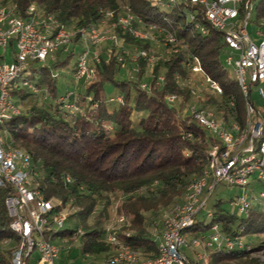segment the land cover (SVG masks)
Here are the masks:
<instances>
[{
    "label": "trees",
    "instance_id": "obj_1",
    "mask_svg": "<svg viewBox=\"0 0 264 264\" xmlns=\"http://www.w3.org/2000/svg\"><path fill=\"white\" fill-rule=\"evenodd\" d=\"M255 1L258 23L264 20V0ZM0 4L15 8L22 18H27L34 6L75 33L99 25L106 13H113L114 18L109 21L115 22L126 9L141 21L142 25L135 24L136 28L161 29L170 54L153 65L144 57L137 63L132 60L137 66L136 81L118 80L126 66V59L120 61V57L126 54L123 47L118 49L110 42L109 54L101 55L96 66L97 79L90 84L83 82L67 101L71 103L77 98L81 112H72L60 101L70 91L58 94L57 77H53L49 67L34 68L33 71L45 73L33 81L39 89H45L43 97L50 99L41 101L39 94L24 89L12 91L21 108L31 97L39 104L13 117L2 131L8 146L31 156L38 174L35 187L47 201L55 204L54 214L71 212L66 223H73L75 229L60 231L52 241L72 238L82 229V257H95L99 262L93 264H102L113 251L105 241V230L115 206L117 216L125 217L128 225L127 233L120 232L123 241L141 256L157 258L158 241L149 231L148 218L185 196L190 183L207 170L208 153L217 142L195 121L190 105L197 103L200 109L213 110L226 123L232 117L241 124L245 120L242 94L225 64L229 50L224 35L204 19L196 6L185 0L177 3L163 0L158 5L152 0H0ZM116 34L124 45L150 51L147 41L136 39L121 28L116 29ZM169 35L175 37L174 44H167ZM65 55V59L53 61L54 68L68 67L72 50ZM196 60L203 74L193 71ZM77 71V67L72 71L74 78ZM34 78L31 74L30 79ZM207 78L221 87L222 96L210 88ZM196 80L206 83L210 91L198 92ZM109 84L120 94L106 96ZM119 96L123 97V103L110 101ZM171 97H175L174 102L169 100ZM231 99L235 101V109L229 105ZM11 195H15L12 186L0 189L2 263L11 253L3 244L10 240L19 242L10 228L13 218L6 206V199ZM222 205V200L218 201L210 223L199 219L190 235L207 234L213 224L220 225L222 233L229 236H238L241 229L245 234H264V205H253L240 217ZM250 255L247 250H210L208 264H261ZM188 263L201 264L193 256H188Z\"/></svg>",
    "mask_w": 264,
    "mask_h": 264
},
{
    "label": "built area",
    "instance_id": "obj_2",
    "mask_svg": "<svg viewBox=\"0 0 264 264\" xmlns=\"http://www.w3.org/2000/svg\"><path fill=\"white\" fill-rule=\"evenodd\" d=\"M169 1L177 3L183 0ZM185 1L196 6L204 19L224 35L229 50L225 64L235 68L234 76L244 100L245 120L241 124L232 117L226 123L213 110L200 109L197 103L190 105L189 110L195 121L217 141L208 153L207 170L190 183L183 203L165 216L157 258L141 256L123 241L117 226L109 225L105 230V241L113 251L102 264H189L187 251L192 253L197 262L208 264L210 250H241L244 247L242 232L238 236L225 235L218 224L211 226L210 233L199 237L190 235V230L198 223L209 196L218 185L249 188L243 199L238 203L234 201L233 206L238 207L242 214L254 205L251 197L257 198L258 204H264V20L255 22L259 29L254 40L250 36L249 27L256 11L255 0ZM112 18L113 13H106L99 25L75 33L54 16H45L34 6L30 8L29 16L22 18L16 14L15 8L0 4V189L10 185L15 190V195L7 197L6 206L13 218L10 228L19 238L15 247L7 249L11 253L6 255V262L0 264H56L60 248L53 243L52 237L67 222L66 214H54L55 204L47 201L35 187L38 174L31 156L23 150L8 146L2 135L6 123L23 113L11 92L24 89L40 94L42 90L31 81L29 72L40 64V68L46 67L44 64L49 60L55 61L56 53L68 52L74 42L76 43V37L77 42L84 46V51L78 61L75 80L86 84L97 79L96 66L101 60L96 48L108 41L116 47L119 46L117 28L129 32L141 41L151 39L148 34L136 28L135 24L142 23L132 15L130 9H126L117 21L110 23ZM107 24L110 29L101 31V26ZM199 29L203 34L206 33L205 29ZM175 42L173 35L167 37V44ZM140 57L148 58L151 65L157 61L146 50H141L133 58V62L137 63ZM122 60L120 57V61ZM195 62L193 71L203 74L199 61ZM52 75L57 77L56 74ZM206 82L213 91L222 96L223 91L216 82L210 78ZM143 87L145 88L144 85ZM74 93L75 91L68 93L60 101L72 112H81L76 103L77 98L74 102H67ZM193 94H196V90ZM255 98H258V103ZM169 100L174 102L175 97ZM110 101L123 103V97L112 98ZM229 105L236 108L234 99L230 100ZM67 181L70 182V179ZM257 187L261 188L258 193ZM211 216L209 213L208 217ZM125 222L126 218L121 216L117 224L122 225ZM47 235H50V239H47ZM83 235L84 231L79 229L73 237L79 238ZM34 236L41 241L37 243ZM12 242L10 240L5 244ZM35 251L39 254L37 260L32 258ZM1 257L0 251V261Z\"/></svg>",
    "mask_w": 264,
    "mask_h": 264
},
{
    "label": "rangeland",
    "instance_id": "obj_3",
    "mask_svg": "<svg viewBox=\"0 0 264 264\" xmlns=\"http://www.w3.org/2000/svg\"><path fill=\"white\" fill-rule=\"evenodd\" d=\"M3 1L5 0H2V2ZM152 1L154 5H158V4H161V2H163V1H157V0H152ZM164 4L167 5L166 3ZM7 5L9 6L10 4H7ZM255 19H256V11L253 14L252 22L250 23V27H249L250 36L254 40H256L255 33L259 29L257 23H255L256 22ZM141 28L140 30L143 33L148 34V36L151 38L149 41H147V43L150 44V51H147V52L151 54L155 58V60L165 59L167 57V54H170V52L167 51L166 49V45L163 41L164 38H162L163 35H162L161 29L151 30V28H149L147 30H143ZM109 29H110V25L107 24V25L101 26L100 30L105 31ZM108 36L110 35L108 34ZM110 42L111 41H108L107 43H104L98 48H96L99 54L100 60H101V55L107 56L109 54L110 52L109 50L111 46ZM118 44L119 46L117 48L120 49L123 47L124 49L123 51L126 54V57H124L123 54L121 55V58L126 59V66L123 68L121 75L118 76V80H125L127 78L133 81L134 80L136 81L137 66L133 64L132 60L135 56H137L139 51L143 49H140L138 46H134L132 44L124 45L123 41H119ZM73 46L74 47L71 46L69 48L73 52V57L69 60V64L67 68H54L53 66L54 62L51 60L47 61V63L44 64L45 66L49 67L50 71L53 74L57 75L56 80H57V90H58L59 95L64 94L66 91L73 92L76 89H80L83 83V82L78 83L75 80L74 74L72 71L76 67L78 68V61L84 51V46H82V44L79 42H76V43L74 42ZM65 54L66 52L60 51L59 53H56L54 56L56 60H63L66 58ZM41 66L42 64H40L38 67H41ZM227 68L230 70L231 75L234 76V72H235L234 66H229V67L227 66ZM29 74H32L35 76L34 79H31V81L35 83V81L33 80L39 78L40 76H43L45 73L37 70V71H30ZM150 78L151 76L149 75L146 79L147 82L148 80H150ZM146 80H145V83H147ZM194 83L195 84L198 83L199 87L197 88V91L200 92L201 94H204V92L206 91L207 92L210 91L209 86L206 83L202 82V80H196ZM43 93H45L44 88H42V92L38 95L39 99L41 101L48 102L50 98L48 97V100H47L46 99L47 96L43 97ZM119 94H120V91L114 85L109 84L106 86V96L111 97V96H116ZM17 100L18 99H14V101L16 102ZM254 100L256 101V103L259 102L258 98H255ZM38 104L39 103H37L36 99L33 100V97H31L24 103L22 111L25 112L32 105L38 106ZM260 189L261 188L256 189L257 191L256 193H258ZM246 191L249 192V188L244 189V188H238V187H229L225 184L218 185V187L212 193V195L209 196L208 202L206 206L204 207L203 211L201 212L199 219H204L206 224L210 223L211 218L208 217V214L214 211L215 204L220 200H222L223 202V205H222L223 208L231 211L232 213H235L238 217L242 216L243 214L239 212L238 207L236 206L234 207L233 205H234V201H237L238 203L241 199H243ZM203 197H206V195H204ZM250 199L254 205L258 204L257 198L251 197ZM183 201H184V196L177 199V201L172 206L161 210L158 215L148 218L149 219L148 221L149 231L153 236L155 237L160 236L163 233L165 216L169 212H171L174 209V207H176L179 204H182ZM263 205L264 204L262 203L260 206H263ZM63 213L66 214V216H68V214L69 215L71 214V212L68 210H64ZM117 215L118 214L116 211V207L114 206L110 211V219L107 223V227L109 225L117 226V228H119V231L121 233L123 234L127 233L125 229L128 227V225L117 224L118 218H119ZM74 229H75V226L73 223H65L61 231L74 230ZM240 232H242V241L244 243V247L241 250H247L248 252H251L250 258L256 259L261 264H264V234H256V235L248 234V233L245 234V231L243 229H241ZM47 239H50V235H47ZM34 240L37 243L41 241V239L38 238L37 236H34ZM53 243L60 248L59 258L57 259L56 264H93V263L99 262V260L95 259V257H90V256L82 257L81 247H82L83 240L81 237L79 238H76V237L56 238L54 239ZM15 246H16L15 242H12L11 244H8V243L3 244L4 249L13 248ZM188 253L189 251L187 252V254ZM32 258L37 260L39 258L38 252L35 251L32 255ZM102 258L104 259L105 257L103 256Z\"/></svg>",
    "mask_w": 264,
    "mask_h": 264
},
{
    "label": "crops",
    "instance_id": "obj_4",
    "mask_svg": "<svg viewBox=\"0 0 264 264\" xmlns=\"http://www.w3.org/2000/svg\"><path fill=\"white\" fill-rule=\"evenodd\" d=\"M163 234V233H162ZM162 234L160 236H156L155 238L157 239V241L159 242L162 238ZM188 252V251H187ZM188 256H193L192 253L189 251Z\"/></svg>",
    "mask_w": 264,
    "mask_h": 264
}]
</instances>
